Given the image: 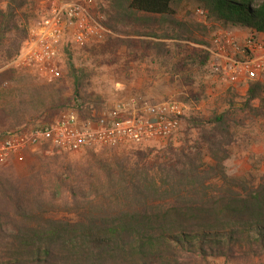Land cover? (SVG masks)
Wrapping results in <instances>:
<instances>
[{
	"label": "trees",
	"instance_id": "obj_1",
	"mask_svg": "<svg viewBox=\"0 0 264 264\" xmlns=\"http://www.w3.org/2000/svg\"><path fill=\"white\" fill-rule=\"evenodd\" d=\"M179 1L115 0V6L119 19L138 24L171 20ZM199 1L208 19L223 27L264 33V0ZM27 4V0H7L0 6L3 60L19 53V44L10 42V35L16 31L28 35V17L20 13ZM71 57L69 53L72 98L64 99L60 91L52 90L48 99L40 91L18 104L39 110L50 102L52 107H72L89 117L95 101L83 97L85 75ZM207 60L203 51L191 46L183 62L205 74ZM226 92L232 94L227 110L208 119H187L198 132L190 148L169 145L161 149V161L151 164L136 153H118L120 146L108 147L112 154L97 161L107 176L108 193L93 186V197L79 196L72 182L71 195L63 203L65 215L49 212L44 186L33 195L34 190L14 178L12 158L0 163V264H210L209 258H263L264 179L253 185L226 172L237 139L234 105L239 95L232 89ZM261 94L259 85L250 87L241 109L264 116ZM256 98L260 106L255 109L250 104ZM57 163L61 172L55 171L56 181L66 185L62 174L71 177L72 166L69 161Z\"/></svg>",
	"mask_w": 264,
	"mask_h": 264
},
{
	"label": "rangeland",
	"instance_id": "obj_2",
	"mask_svg": "<svg viewBox=\"0 0 264 264\" xmlns=\"http://www.w3.org/2000/svg\"><path fill=\"white\" fill-rule=\"evenodd\" d=\"M6 1L0 0V6H5ZM27 1L28 4L20 13L22 18L24 15L28 17L27 23L30 27L35 17L44 11L52 0ZM97 4L107 14L109 28L114 36L86 50H67L62 58V77L58 81L52 79L45 70L27 67L18 61L24 39L27 37L22 36L19 31L10 35V42L14 40L19 44V53L11 59L3 60L4 53L0 51V134L49 122L66 111L79 113L72 107H52L50 102L39 110L31 105L18 104L40 91L45 97L49 95L48 99L52 90L60 91L64 99L72 98V79L67 68L68 54L71 53L72 63L85 75L81 93L87 100L95 101V104L90 106L93 108L87 115L89 117L94 112L98 113L116 101L129 97H137L151 103L177 100L186 106L181 130L173 138L140 145L127 144L120 146L118 153H136L140 159L154 164L163 157L161 149H166L169 145L173 148H190L197 140L198 132L187 119H208L217 112L227 110L232 94L226 92V87L207 84L202 70L197 66L184 64L183 60L189 55L191 44H197L195 41L200 40L208 41L211 35L223 26L207 16L204 19L195 16L194 10L202 7L199 0H180L176 4V15L171 20H142L138 24L119 19L115 0H97ZM150 34L155 36L151 37ZM235 100L237 115L234 126L237 139L226 164V172L230 176L243 178L245 182L256 185L264 179V116L255 117L254 114L241 109L244 103L241 95ZM250 106L256 109L260 102L255 101ZM79 115L89 118L80 113ZM112 151L109 148L70 154L49 148L29 151L12 157L14 178L27 190H34L33 195L44 186L43 198L49 201V212L65 215L63 203L68 201L67 198L71 195L69 185L72 182L79 189L76 192L79 196L85 194L93 197V186H96L101 194L108 193L110 187L105 183L107 176L98 169L97 161L105 158V155L109 157ZM60 161H69L72 166L71 177L62 174L66 185L56 181L55 171L61 172L60 165L56 162ZM89 169H93V172L89 173ZM88 174L93 175V178H87ZM209 262L264 264V257L231 260L209 258Z\"/></svg>",
	"mask_w": 264,
	"mask_h": 264
},
{
	"label": "built area",
	"instance_id": "obj_3",
	"mask_svg": "<svg viewBox=\"0 0 264 264\" xmlns=\"http://www.w3.org/2000/svg\"><path fill=\"white\" fill-rule=\"evenodd\" d=\"M194 14L204 19L207 11L198 7ZM112 36L97 0H52L30 25L18 61L60 79L67 50H86ZM191 46L208 57L204 66L207 84L232 89L241 97L259 85L264 98V33L219 27L206 44ZM185 116L186 106L180 101L151 103L137 97L120 99L89 118L66 111L49 122L0 136V163L42 148L70 154L169 140L180 132Z\"/></svg>",
	"mask_w": 264,
	"mask_h": 264
}]
</instances>
